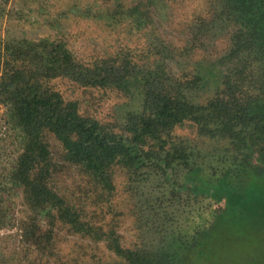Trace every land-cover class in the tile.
Here are the masks:
<instances>
[{"label":"trees","instance_id":"obj_1","mask_svg":"<svg viewBox=\"0 0 264 264\" xmlns=\"http://www.w3.org/2000/svg\"><path fill=\"white\" fill-rule=\"evenodd\" d=\"M151 4L149 0H86L85 5H71L73 12L102 21L110 35L118 36L109 38L107 45L99 44L88 57L78 55L58 18L53 21L58 37H0V104L10 130L8 137H14L12 153L16 151L9 165L0 169V229L12 223L10 210L14 197L19 196L33 214L45 212L57 217L73 231L89 234L94 230L83 209L52 185L61 161L79 167L89 182L106 187L112 184L116 165L132 168L131 179L140 184L147 180L154 183L158 171H163L171 186L167 194L177 198L175 170L182 161L194 168L202 152L195 157V148L183 145L162 159L157 147L162 148L166 131L188 117L200 124L203 134H224L233 140L234 148L224 149L222 163L217 165L225 163L213 169V178H200V183L192 185L188 180L183 185L191 187L193 194H213L214 200L223 202V209L211 228L192 235L176 234L172 227L167 228L168 221L152 216L164 240L151 238L152 255L147 260L142 257L143 261L207 264L213 229L222 216H235L239 208L248 207L257 212L263 209L264 215V90L245 100L236 94V76L241 78L248 69L254 70L258 62L264 75V0L217 1L218 19L232 29L231 56H240V62L228 69L225 94L218 95L208 107L191 102L179 88L201 86L203 76L173 79L164 71L159 50L151 51L145 43L134 47L120 42L119 38L137 33L151 22ZM150 54L154 55L152 65ZM71 88L99 92L102 97L113 88L125 94L136 89L144 109L129 112L121 130L115 132L116 123L94 114L95 109L84 112L81 99L69 97ZM52 139L60 145V162L52 154ZM250 143L258 145L259 166L246 160Z\"/></svg>","mask_w":264,"mask_h":264},{"label":"flooded vegetation","instance_id":"obj_2","mask_svg":"<svg viewBox=\"0 0 264 264\" xmlns=\"http://www.w3.org/2000/svg\"><path fill=\"white\" fill-rule=\"evenodd\" d=\"M149 1H152L151 22L139 32L119 38L120 42L134 47H142L145 43L151 51L159 50L164 71L173 79H193L198 74L203 76L201 86L179 88H183L184 95L187 94L191 102L208 107L218 95L225 94V81L230 74L228 69H234L240 62V56H231L233 44L229 23L218 19L219 0ZM150 43L157 46L153 47ZM150 56L148 61L152 65L154 55ZM261 68L262 64L258 62L254 70L248 69L241 78L236 76L239 82L236 94L242 100L263 92L264 75ZM111 95L118 100L125 99L118 101L109 119L116 123L117 127L113 128L116 132L123 127L129 112L143 111L144 100L136 89L125 94L113 88L105 96ZM206 113L212 116L209 111ZM256 124L260 126V120H256ZM199 125L190 117L183 119L162 135L163 146L161 149L157 147L162 159L166 158L167 152L173 153L176 147L183 145L191 150L195 148V157L202 152L199 165L198 162L193 168L182 161L176 169L178 175L175 170L173 178L177 183V198L167 194L171 186L163 171H158L154 183L147 180L145 184H140L132 181L129 171L132 168L116 165L110 187L89 182L81 171L83 183L76 192L60 193L83 209L84 218L94 225V230L89 234L73 231L57 217L45 212L32 213L30 220L17 223L14 235L5 234L4 229H0V264H152L142 259L147 260L152 255L149 240L164 236L154 226L152 216L168 221L167 228L172 227L176 234L185 232L192 235L202 231V228H211L216 215L223 209V202L214 200L213 194H193L191 187L183 185L188 180L192 185L200 183V178H213V169L225 163L224 160L222 165H217L218 161L221 162L224 149L234 146L231 143L233 140L224 134H203ZM249 159L259 166L257 144H249L246 160ZM145 171L148 172V168ZM147 177L148 173L145 175ZM150 196L152 200L149 201ZM58 225L70 237L64 242L57 239L60 233Z\"/></svg>","mask_w":264,"mask_h":264},{"label":"rangeland","instance_id":"obj_3","mask_svg":"<svg viewBox=\"0 0 264 264\" xmlns=\"http://www.w3.org/2000/svg\"><path fill=\"white\" fill-rule=\"evenodd\" d=\"M86 0H0V37H38L49 35L60 36L57 25L53 22L58 18L67 33L72 47L80 57H88L99 49V44L107 45L110 39L116 38L103 25L102 21L84 17L71 10V5ZM92 92V91H91ZM85 89L71 88L69 97H78L82 101L84 112L94 111V114L105 119H111L112 109L118 101L115 98L91 93ZM121 97V95H120ZM4 107L0 104V169L9 165L14 137H8V129L4 119ZM52 154L59 161L60 145L52 139ZM60 162V161H59ZM55 172L52 185L61 193L69 194L83 182L80 169L75 165L61 161ZM260 192V191H257ZM252 208H239L235 216L224 215L213 229L210 246L205 259L207 264H264V215ZM12 223L4 227L5 234L14 235V228L22 220H30L32 212L24 205L22 198L14 197L10 210ZM14 228V229H13ZM60 233L57 239L61 242L69 239V235L57 226Z\"/></svg>","mask_w":264,"mask_h":264}]
</instances>
